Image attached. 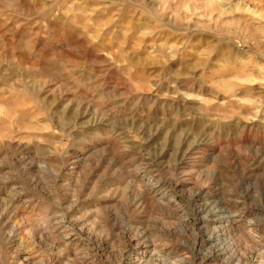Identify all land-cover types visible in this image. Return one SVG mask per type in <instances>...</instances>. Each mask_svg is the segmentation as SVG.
<instances>
[{"label":"rangeland","instance_id":"rangeland-1","mask_svg":"<svg viewBox=\"0 0 264 264\" xmlns=\"http://www.w3.org/2000/svg\"><path fill=\"white\" fill-rule=\"evenodd\" d=\"M0 264H264V0H0Z\"/></svg>","mask_w":264,"mask_h":264}]
</instances>
